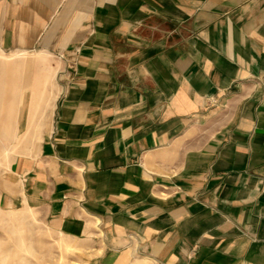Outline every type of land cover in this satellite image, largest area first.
I'll return each mask as SVG.
<instances>
[{"label": "crops", "instance_id": "1", "mask_svg": "<svg viewBox=\"0 0 264 264\" xmlns=\"http://www.w3.org/2000/svg\"><path fill=\"white\" fill-rule=\"evenodd\" d=\"M0 193L109 264H264V0H0Z\"/></svg>", "mask_w": 264, "mask_h": 264}, {"label": "rangeland", "instance_id": "2", "mask_svg": "<svg viewBox=\"0 0 264 264\" xmlns=\"http://www.w3.org/2000/svg\"><path fill=\"white\" fill-rule=\"evenodd\" d=\"M36 64L40 70L39 75H48L51 78L50 83L56 70L49 66L50 63H47L46 59L37 60ZM42 92L45 95L44 89ZM3 201L0 193V264H109L104 259L105 250L100 239L96 240V245L91 239L78 240L63 236L50 229L43 211L27 206H17L9 200L7 204ZM13 226L20 233L22 232L24 239L22 252L17 244V236L12 232ZM19 255L21 258L13 261V258ZM118 264L158 263L147 258H137L129 260L128 263L119 261Z\"/></svg>", "mask_w": 264, "mask_h": 264}, {"label": "bare ground", "instance_id": "3", "mask_svg": "<svg viewBox=\"0 0 264 264\" xmlns=\"http://www.w3.org/2000/svg\"><path fill=\"white\" fill-rule=\"evenodd\" d=\"M37 60H42V59H46V56L45 55H43V56H40V57H37L36 58ZM44 61V60H43ZM28 66H29V63H27V68H28ZM51 80V78L47 75V76H44V75H38V84H39V89H38V98H37V102L39 103L40 101H43L44 99H45V95H44V93L42 92L43 91V86H45V85H47L48 83H49V81ZM37 85V84H36ZM38 88V87H37ZM37 91V90H36ZM26 98V97H25ZM33 102V101H32ZM42 103V102H41ZM25 105V104H24ZM23 105V106H24ZM39 110V109H38ZM9 160V159H8ZM10 162V161H9ZM23 215V214H22ZM17 228H15L14 226H13V229H12V232H13V234H15L16 236H17V238L16 239H18V242H17V244L19 245V249H20V252H22L23 251V249H24V239H23V235H22V232L20 233V231L18 230ZM16 232H18L17 234H16ZM21 258V256L19 255V256H15L14 258H13V261H18V259H20ZM5 260H7L6 258H5Z\"/></svg>", "mask_w": 264, "mask_h": 264}]
</instances>
